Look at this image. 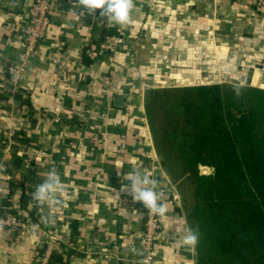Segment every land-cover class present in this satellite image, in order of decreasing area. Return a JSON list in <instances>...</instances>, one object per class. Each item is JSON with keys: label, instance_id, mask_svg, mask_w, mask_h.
<instances>
[{"label": "crops", "instance_id": "1", "mask_svg": "<svg viewBox=\"0 0 264 264\" xmlns=\"http://www.w3.org/2000/svg\"><path fill=\"white\" fill-rule=\"evenodd\" d=\"M29 2L0 0V186L6 185L0 206L6 200L30 219L25 209L34 203L35 184L54 168L60 203L46 207L37 222L78 253L66 264H141L143 216L138 201L121 190L124 175L135 168L158 180L168 207L154 264H195V249L182 246L191 228L192 191L187 195L161 164L144 93L167 82L264 90V0H134L130 26L107 22L99 9L88 21L87 13L71 9L73 0H53L38 55L21 76L23 95L14 100L3 93L6 67L20 55L14 26ZM103 22L122 37L106 39L100 55L88 52L90 61L82 63L83 47L99 36ZM116 95L124 97L120 106ZM18 129L30 142H17L21 161L15 168L8 136ZM44 241L38 231H1L0 264H37Z\"/></svg>", "mask_w": 264, "mask_h": 264}, {"label": "trees", "instance_id": "2", "mask_svg": "<svg viewBox=\"0 0 264 264\" xmlns=\"http://www.w3.org/2000/svg\"><path fill=\"white\" fill-rule=\"evenodd\" d=\"M111 37L122 35L103 22L99 36L83 47L82 63L90 61L88 52L99 56L101 44ZM233 86L147 89L144 95L162 166L175 180L194 186L187 215L200 233L195 264H264V90L242 86L237 95ZM11 139L10 165L16 168L21 161L17 142L30 139L21 129ZM200 168L211 171L203 174ZM25 210L31 221L39 220L33 204ZM45 250L46 243L40 244L38 260ZM73 254L78 253L59 244L47 264H66Z\"/></svg>", "mask_w": 264, "mask_h": 264}, {"label": "built area", "instance_id": "3", "mask_svg": "<svg viewBox=\"0 0 264 264\" xmlns=\"http://www.w3.org/2000/svg\"><path fill=\"white\" fill-rule=\"evenodd\" d=\"M257 1L261 2L262 0ZM52 10L53 0H30L20 23L14 26L19 31L22 49L17 62L10 63L6 67L9 84L5 90L3 89L5 97L11 98L15 94H19L20 97L23 95L20 87L21 76L38 55V48L47 30ZM138 203L143 216L142 229L138 237V246L141 252L140 263L154 264L155 243L162 235L161 218L152 214L142 202L138 201ZM0 221H7V224L0 226V232L7 229L11 230V232H37L40 227L38 222H33L18 214L11 213L8 206H0ZM39 231L40 233L44 232L41 227ZM43 243H46V250L44 255L39 258V264H47L50 251L62 244L63 240L56 234L50 235L47 233V239Z\"/></svg>", "mask_w": 264, "mask_h": 264}, {"label": "clouds", "instance_id": "4", "mask_svg": "<svg viewBox=\"0 0 264 264\" xmlns=\"http://www.w3.org/2000/svg\"><path fill=\"white\" fill-rule=\"evenodd\" d=\"M134 0H73L72 10L78 15L93 14L99 9L100 17H105L109 23L121 26H130L135 23L133 20ZM78 9H82L79 12ZM242 84L234 85V90L239 95ZM119 168V167H118ZM124 181L121 184V190L127 191L133 197L134 201H140L155 216L165 218L168 213V207L162 202L163 193L159 190L158 180L144 171L133 169L124 175ZM6 190L5 186H0V192ZM61 190V181L59 174L53 168L50 169L47 177L42 183L35 184L32 193L33 207H36L41 220L45 219L42 215L44 209L53 204H59L57 198ZM50 215V214H49ZM7 224V221H0V226ZM200 233L198 229H185L182 238V246L188 249H195L198 244Z\"/></svg>", "mask_w": 264, "mask_h": 264}, {"label": "rangeland", "instance_id": "5", "mask_svg": "<svg viewBox=\"0 0 264 264\" xmlns=\"http://www.w3.org/2000/svg\"><path fill=\"white\" fill-rule=\"evenodd\" d=\"M172 87H178V86H174V83L173 82H167V83H163V84H159V85H155V86H151V87H149L148 89H163V88H172ZM181 87H183V86H181ZM144 95H145V93H144ZM12 134H14V131H12L11 133H10V135L8 136L9 137V140H12L11 139V135ZM201 170V173H203V174H208L211 170L210 169H208V168H200ZM171 176V175H170ZM171 178H172V176H171ZM180 178V177H179ZM173 179V178H172ZM180 180V181H179ZM178 181V183H179V185H180V187H182V190L187 194V195H189L190 194V189H191V191H192V195H193V191H194V186H193V184L190 182V181H188V180H185V179H179ZM192 204V202L191 203H189L188 205L190 206ZM28 219V218H27ZM39 229H40V227H39ZM39 229H37V231L40 233V231H39ZM40 235H41V237L43 238V240H46L47 239V232H41L40 233ZM38 263L37 264H39V260L37 259L36 260Z\"/></svg>", "mask_w": 264, "mask_h": 264}, {"label": "water", "instance_id": "6", "mask_svg": "<svg viewBox=\"0 0 264 264\" xmlns=\"http://www.w3.org/2000/svg\"><path fill=\"white\" fill-rule=\"evenodd\" d=\"M95 12H96V10H95ZM94 12V13H95ZM93 13V14H94ZM93 14H87V17H88V21H89V18H91L92 16H93ZM101 62V60L100 59H98L97 61H96V63L94 64V69H95V67L97 66V64L98 63H100ZM21 97H20V95L19 94H15L14 95V100H19ZM123 101H124V97L122 96V95H116L115 96V105L116 106H120L122 103H123Z\"/></svg>", "mask_w": 264, "mask_h": 264}]
</instances>
